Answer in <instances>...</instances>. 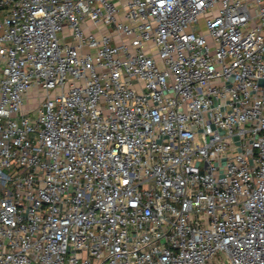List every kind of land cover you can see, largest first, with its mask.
<instances>
[{
  "label": "built area",
  "instance_id": "obj_1",
  "mask_svg": "<svg viewBox=\"0 0 264 264\" xmlns=\"http://www.w3.org/2000/svg\"><path fill=\"white\" fill-rule=\"evenodd\" d=\"M0 264H264V0H0Z\"/></svg>",
  "mask_w": 264,
  "mask_h": 264
},
{
  "label": "rangeland",
  "instance_id": "obj_2",
  "mask_svg": "<svg viewBox=\"0 0 264 264\" xmlns=\"http://www.w3.org/2000/svg\"><path fill=\"white\" fill-rule=\"evenodd\" d=\"M118 2V1H117Z\"/></svg>",
  "mask_w": 264,
  "mask_h": 264
}]
</instances>
